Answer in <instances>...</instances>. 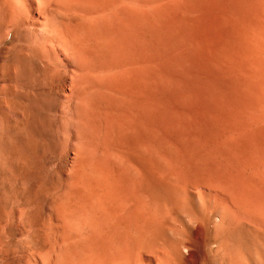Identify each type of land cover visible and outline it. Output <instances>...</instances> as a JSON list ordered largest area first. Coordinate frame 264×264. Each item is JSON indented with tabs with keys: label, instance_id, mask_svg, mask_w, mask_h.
Here are the masks:
<instances>
[{
	"label": "rangeland",
	"instance_id": "rangeland-1",
	"mask_svg": "<svg viewBox=\"0 0 264 264\" xmlns=\"http://www.w3.org/2000/svg\"><path fill=\"white\" fill-rule=\"evenodd\" d=\"M259 159L264 0H0V264L122 237L132 264L152 243L168 264H264V214L188 229L209 218L195 196Z\"/></svg>",
	"mask_w": 264,
	"mask_h": 264
},
{
	"label": "bare ground",
	"instance_id": "bare-ground-1",
	"mask_svg": "<svg viewBox=\"0 0 264 264\" xmlns=\"http://www.w3.org/2000/svg\"><path fill=\"white\" fill-rule=\"evenodd\" d=\"M223 170L225 171V169ZM225 189L222 186H219V188L209 186L205 188L202 194H199V197L195 196L192 208L193 213L203 211L209 218L206 222H193V220H191V225H189L188 228L191 233H195L200 237L207 230V228L210 227V224H213V226H221L225 220H229L232 225H247L253 227V225L256 224L255 222L262 219L264 214V160L259 159L245 166L241 171L237 172L236 177L231 178V184L229 186L226 185ZM174 191L176 196H181L183 192L181 189L176 187ZM94 221L95 220H85L86 223H80L77 221L67 220L65 221V226L70 234L75 235L82 234L86 229V233L84 235L85 237H82L83 239H81L85 240L87 237L97 236L105 231V224H99ZM167 228L168 227H166L164 223H158L157 225H153L152 230L155 229V233L156 235L158 234L159 237V234L168 230ZM153 239L155 240L156 238L153 237ZM120 240H118V245L116 240L115 243L111 244L112 246H109L108 249L104 248L102 252H99L95 256L85 254L87 256L85 259L82 258L81 264H105L106 262L111 264H122V259L128 262V264L130 262L132 264L141 250L134 247L131 241H125L123 237ZM192 243V241H189V244ZM153 244L154 243H152L151 246L147 245V247H145V249L147 248V252L152 255L147 264H168L167 260L159 254L160 249H155ZM24 259H26L28 264H34L35 261L42 262L43 264H52V252L33 253L29 255L28 258L24 256Z\"/></svg>",
	"mask_w": 264,
	"mask_h": 264
}]
</instances>
